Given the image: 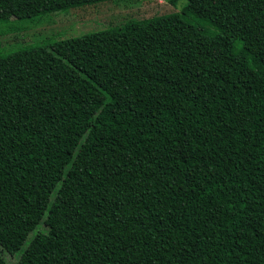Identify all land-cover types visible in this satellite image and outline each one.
I'll return each instance as SVG.
<instances>
[{
	"label": "trees",
	"instance_id": "1",
	"mask_svg": "<svg viewBox=\"0 0 264 264\" xmlns=\"http://www.w3.org/2000/svg\"><path fill=\"white\" fill-rule=\"evenodd\" d=\"M41 223L17 264H264V0H187L0 56V232Z\"/></svg>",
	"mask_w": 264,
	"mask_h": 264
},
{
	"label": "rangeland",
	"instance_id": "2",
	"mask_svg": "<svg viewBox=\"0 0 264 264\" xmlns=\"http://www.w3.org/2000/svg\"><path fill=\"white\" fill-rule=\"evenodd\" d=\"M186 4L187 0H180L175 4L171 0H108L23 21L0 10V56L32 45L49 44L120 27L131 21L177 12ZM82 83L85 88L93 91L89 84ZM96 97L100 101L104 100L99 93ZM47 232L48 228L41 223L25 237L6 224L0 232V242H8L5 245L9 251V254L5 253L7 263L17 264L30 241L38 233Z\"/></svg>",
	"mask_w": 264,
	"mask_h": 264
}]
</instances>
